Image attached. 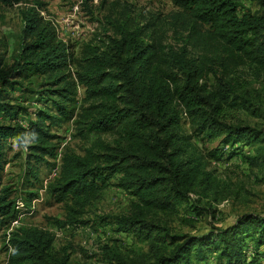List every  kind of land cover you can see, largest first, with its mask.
Instances as JSON below:
<instances>
[{
    "label": "trees",
    "instance_id": "1",
    "mask_svg": "<svg viewBox=\"0 0 264 264\" xmlns=\"http://www.w3.org/2000/svg\"><path fill=\"white\" fill-rule=\"evenodd\" d=\"M106 1L100 7L108 10L110 34L83 42L74 55L41 14L45 0H0L29 3L21 11L13 62L0 55V114L13 121L21 112L29 116L27 107L8 99L19 81L43 78L45 86L34 118L0 121V226L8 228L19 213L12 186L2 183L5 144L16 139L27 148L32 189L41 167L51 168L48 159L60 154L58 173L45 187L64 206V217L53 219L57 227L110 226L146 243L147 251L135 256L115 253L120 264H263L264 213H243L229 226L198 235L172 232L157 215L200 213L196 202L229 197V182L211 159L240 157L250 168H264V126L226 117L244 111L264 120V0H170L176 10L141 20L130 3ZM168 32L178 47L167 41ZM70 120L74 135L89 144L81 153L63 146L58 154L52 131ZM215 140L220 145L207 149ZM250 147L253 154L245 151ZM110 186L133 197L132 209L84 218ZM26 193L28 205L37 192ZM3 237L5 264L69 263L49 230L19 226Z\"/></svg>",
    "mask_w": 264,
    "mask_h": 264
},
{
    "label": "rangeland",
    "instance_id": "2",
    "mask_svg": "<svg viewBox=\"0 0 264 264\" xmlns=\"http://www.w3.org/2000/svg\"><path fill=\"white\" fill-rule=\"evenodd\" d=\"M46 10H42L43 17L53 23L57 37L69 44L76 55L83 42L92 40L98 35L104 38L110 34V25L107 22L106 7H100V0H88L85 5L81 0H45ZM112 0H107L110 2ZM133 6L137 20L140 15L148 17L150 14L160 13L166 15L176 10L170 0H120ZM253 10L259 9L256 3H245ZM29 5L28 2L14 3L12 5H0V55L5 57V62L11 64L17 52L22 30L21 11ZM120 10V7H118ZM168 42L178 47L181 43L168 32ZM71 70L72 67H71ZM43 78L21 80L12 88L8 89L10 104H20L28 108L30 113H18L13 120H5L0 114V121L19 122L26 124L29 118H34L35 111L42 106L39 99V91L43 87L40 84ZM79 86V96L82 88ZM264 91L261 92V101L264 103ZM228 120H240L251 126H264L262 118L255 117L248 112L238 111L226 115ZM188 128V123L185 124ZM56 134L55 141L58 144V154L63 146H68L77 152H83V147L89 144L74 135L73 123L68 121L61 127L52 131ZM96 135L92 134L90 138ZM108 139L103 135L101 138ZM196 142H198L196 140ZM220 145V140L206 144L207 149ZM200 146H202L200 144ZM6 163L3 170L2 183L12 186L11 197H16L15 207L19 211L18 217L9 222L8 228L0 226V264H5L8 258L4 245L3 233L12 228L38 227L49 230L55 234L54 247L60 253H67L68 264H120L116 260L115 253L119 258L123 256H135V253L147 251V245L132 233L113 231L110 226H96L92 228H59L53 223L54 218L64 217L62 202H56L46 190V184L56 176L60 164V154L54 159L49 169L41 167L40 182L36 183V189L28 184L29 177L26 175L27 148L21 146L16 139H10L5 144ZM227 150L226 146H223ZM246 153L253 154L254 147L245 148ZM211 166L216 174L229 182L232 191L229 197L219 203L208 204L206 201L196 202L199 204V212L194 210L180 209L174 214L159 213V222L167 224L172 232L203 234L215 228H224L231 225L243 213H264V168H250L242 162L240 157H234L228 161L211 159ZM27 191L37 192V196L30 204L23 202L29 198ZM193 199L196 198L192 195ZM132 196L123 189L110 186L102 193L99 200L92 206L84 218L92 219L95 214H125L132 209ZM194 202V200H192ZM24 203L26 205H24ZM264 252V245L261 247ZM116 255V256H117ZM264 262V257H263ZM264 264V263H263Z\"/></svg>",
    "mask_w": 264,
    "mask_h": 264
}]
</instances>
